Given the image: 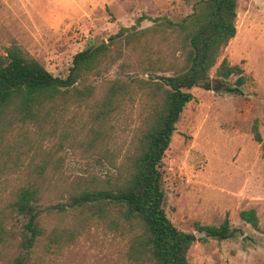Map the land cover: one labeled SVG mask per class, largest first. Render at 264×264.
<instances>
[{
  "label": "rangeland",
  "instance_id": "374dc122",
  "mask_svg": "<svg viewBox=\"0 0 264 264\" xmlns=\"http://www.w3.org/2000/svg\"><path fill=\"white\" fill-rule=\"evenodd\" d=\"M194 1L0 0V56L15 45L52 76L63 78L75 53L107 43L119 27L132 26L140 15L149 21L141 22L138 29L156 26L161 20L178 21L190 13ZM234 26L233 38L208 71L207 89L189 90L192 100L184 105L162 157L163 208L175 228L193 233L195 222L218 226L226 218L230 228L237 230L224 241L194 242L185 255L188 264H264V0H236ZM149 37L146 45L161 50L159 56L166 60L164 45L156 35ZM124 54L134 61L142 55L137 49ZM222 59L241 69L244 82L235 87L238 93L226 91L234 88L236 76H214ZM117 64L91 82L135 75L145 79L139 73L119 72ZM138 108L136 101L129 102L112 121L120 144L131 135ZM75 112L71 107L64 116ZM253 127L259 143L253 140ZM59 130L45 138L42 149L29 150L22 160L42 164L46 172L43 199L36 205L43 210L38 216L43 234L28 250L19 248L23 235H28L23 228L27 216L10 207L13 191L22 180L12 176L0 182V264H9L18 255L25 264H132L127 261L125 243L100 223L69 230L74 237L68 243L45 238L52 229L70 228L77 209L58 215L44 208L63 204L78 176L106 172L103 163L82 152L78 139L69 134L64 141ZM247 209L255 212L256 230L238 217Z\"/></svg>",
  "mask_w": 264,
  "mask_h": 264
},
{
  "label": "trees",
  "instance_id": "16d2710c",
  "mask_svg": "<svg viewBox=\"0 0 264 264\" xmlns=\"http://www.w3.org/2000/svg\"><path fill=\"white\" fill-rule=\"evenodd\" d=\"M235 6L236 0H196L182 19L161 20L145 29L138 27L149 19L140 15L132 26L119 27L107 43L75 53L63 78L52 76L15 45L0 56V182L12 176L22 180L10 203L13 211L27 216L23 228L28 235H23L19 248L28 250L43 234L38 218L43 210L36 205L43 199L46 174L42 164L22 160L29 150L42 149L57 127L62 140L72 134L82 152L103 163L106 172L78 176L63 204L44 208L58 215L77 209L70 228L52 229L46 239L68 243L74 237L69 230L100 223L125 243V255L132 264H188L185 255L194 242L224 241L235 235L237 230L230 228L226 218L218 226L195 222L193 233L178 230L165 215L161 186L162 157L174 125L192 100L189 90L207 89L208 71L235 34ZM154 35L167 50L166 60L159 56L161 50L146 45V36ZM136 49L142 54L140 61L124 54ZM116 63L119 72L139 73L145 79L135 75L91 82ZM214 76H236L228 92L238 93L235 87L244 82L241 69L224 59ZM134 101L139 107L137 120L128 140L120 144L112 121ZM71 107L76 115L64 116ZM252 133L259 143L255 127ZM238 217L257 229L253 209L240 211ZM9 264L25 262L18 255Z\"/></svg>",
  "mask_w": 264,
  "mask_h": 264
},
{
  "label": "water",
  "instance_id": "95a60500",
  "mask_svg": "<svg viewBox=\"0 0 264 264\" xmlns=\"http://www.w3.org/2000/svg\"><path fill=\"white\" fill-rule=\"evenodd\" d=\"M100 43L102 44V43H103V41H101ZM211 84H212V83H211ZM210 88H211V90L213 89L212 85H211V87H210Z\"/></svg>",
  "mask_w": 264,
  "mask_h": 264
}]
</instances>
